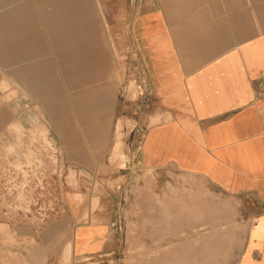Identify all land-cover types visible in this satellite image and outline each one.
Returning <instances> with one entry per match:
<instances>
[{
    "label": "crops",
    "instance_id": "1",
    "mask_svg": "<svg viewBox=\"0 0 264 264\" xmlns=\"http://www.w3.org/2000/svg\"><path fill=\"white\" fill-rule=\"evenodd\" d=\"M116 1L104 0L109 34L151 72L139 103L153 122L137 162L210 188L128 189L125 207L135 209L128 213L120 206L124 188L82 182L94 174L70 171L64 182L52 173L44 194L49 216L11 221L0 264H264V0H119V10ZM10 6L0 11L11 16L0 20V34L11 31V43L0 45L9 55L0 60H19L17 72H27L31 21L42 13L33 0ZM209 196L249 201L242 247L235 234L225 253L223 233L204 230L240 221L239 209L226 223L209 219ZM176 228L197 231L177 239Z\"/></svg>",
    "mask_w": 264,
    "mask_h": 264
},
{
    "label": "rangeland",
    "instance_id": "2",
    "mask_svg": "<svg viewBox=\"0 0 264 264\" xmlns=\"http://www.w3.org/2000/svg\"><path fill=\"white\" fill-rule=\"evenodd\" d=\"M33 1L39 6L34 10L42 13L43 23L38 16L31 21L28 71L21 67L17 72L23 64L19 60H0V240L11 239V221L49 216L44 194L50 190L49 178L54 173L62 175L64 182L70 171L86 177L94 174L97 178L82 182L93 187L124 188L126 195L120 197V206L128 213H135V209L125 207L130 198L128 189L210 188L199 178L137 162L140 138L153 122L139 103L151 86V72L136 67L135 53L121 46L119 35L109 34L104 0ZM25 3L0 0V11L10 4ZM116 9H120L119 0ZM10 18L0 13V20ZM112 23L119 28V21ZM8 31L0 34V45L11 43ZM20 35L22 31L16 32L17 41ZM6 52L0 56L9 55ZM222 199L224 204L216 207L214 204ZM208 200L213 201L208 207L209 219L219 215L226 223L233 209H239L240 221L237 228L204 230L209 235L223 233L225 253L226 242L236 239L235 234L242 247L249 201L217 196ZM192 213V218L200 219L199 212ZM179 215L183 218L182 213ZM196 231L176 228V238Z\"/></svg>",
    "mask_w": 264,
    "mask_h": 264
},
{
    "label": "bare ground",
    "instance_id": "3",
    "mask_svg": "<svg viewBox=\"0 0 264 264\" xmlns=\"http://www.w3.org/2000/svg\"><path fill=\"white\" fill-rule=\"evenodd\" d=\"M154 225H156V224H154ZM214 228V227H213ZM149 230V229H148ZM156 230H157V228H156ZM159 230V229H158ZM147 231V230H146ZM171 231H173V229L171 230ZM174 232V231H173ZM180 233V232H179ZM213 233H215V232H213ZM175 235V234H174ZM178 235V234H177ZM179 238V237H178ZM190 238V237H189ZM192 238H193V236H192ZM172 239V238H171ZM172 241V240H171ZM167 242V241H166ZM170 242V241H169ZM141 243H142V241H141ZM202 243V242H201ZM164 244H165V242H164ZM169 244V243H168ZM168 244H166V245H168ZM174 245V244H173ZM171 247V246H170ZM190 247V246H189ZM173 248V247H172ZM170 249V248H169ZM168 249V250H169ZM164 250H166V249H164ZM171 250V249H170ZM166 254H168V253H166ZM166 257V256H165ZM180 259V258H179ZM173 260V259H172Z\"/></svg>",
    "mask_w": 264,
    "mask_h": 264
}]
</instances>
